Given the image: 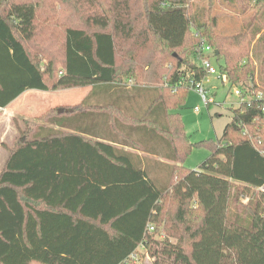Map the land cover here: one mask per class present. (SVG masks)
I'll use <instances>...</instances> for the list:
<instances>
[{
	"label": "trees",
	"instance_id": "trees-1",
	"mask_svg": "<svg viewBox=\"0 0 264 264\" xmlns=\"http://www.w3.org/2000/svg\"><path fill=\"white\" fill-rule=\"evenodd\" d=\"M231 1L249 17L240 33L218 31L214 0H0V109L90 88L9 155L0 264H139L141 249L154 264H264V100L250 94L264 93V0ZM58 21L62 63L33 58L38 27ZM202 38L250 102L217 143L195 145L178 111L188 87L171 88L205 77ZM201 145L211 155L190 170Z\"/></svg>",
	"mask_w": 264,
	"mask_h": 264
},
{
	"label": "rangeland",
	"instance_id": "rangeland-1",
	"mask_svg": "<svg viewBox=\"0 0 264 264\" xmlns=\"http://www.w3.org/2000/svg\"><path fill=\"white\" fill-rule=\"evenodd\" d=\"M237 11V4L234 5L231 0L228 2L225 0H214L211 15L218 19V31L220 33H240L245 29L249 17L240 15ZM64 24V21L52 24L46 22L45 26L38 27L42 36H39L38 40L34 41V44H27L33 58L41 56L42 51H45L50 60L53 59L59 64L62 63L61 41L65 30ZM138 28H142V25H138ZM50 41L54 44L49 46L43 44L44 42L51 43ZM176 53L182 59H188L191 56L190 50H178ZM40 61L44 60L41 58ZM212 63L217 68L224 64L222 60L219 61L215 57H212ZM57 74L60 73L58 72ZM204 87L209 99L213 100L214 103L206 107L197 91L188 88L184 106L178 110L184 123L185 133L189 137L190 142L195 145L203 141L217 143L222 137L225 127L232 121L233 113L231 109H237L236 107L223 105L226 102L234 103L237 99L233 96L230 85L223 84L217 77H209L205 80ZM89 90L90 88L60 90L57 92L31 91L10 107L0 109V174L4 170L9 155L21 145L22 141L27 137L26 132L30 128L34 130L39 125H47L48 118L60 111L75 108L81 103ZM196 108L199 109V112H196ZM210 155L211 152L207 147L198 146L185 158L184 166L190 170L197 171ZM259 192L264 193V191L260 190ZM247 204L248 199L241 198L237 205L240 212L247 210ZM171 208L174 211L175 205ZM163 235L162 233L161 238L164 237ZM171 240L173 242L176 241L173 238ZM139 252V264H154V259L146 255L144 249Z\"/></svg>",
	"mask_w": 264,
	"mask_h": 264
},
{
	"label": "built area",
	"instance_id": "built-area-1",
	"mask_svg": "<svg viewBox=\"0 0 264 264\" xmlns=\"http://www.w3.org/2000/svg\"><path fill=\"white\" fill-rule=\"evenodd\" d=\"M197 36H200V34L197 33ZM214 49L206 42L204 38L200 40V43L198 45L197 49V60H198V66L200 70L205 72V77L202 78L201 81L197 80L195 77V74H188L189 78H184L179 81L178 84L172 86L171 90L173 93L177 92L179 88H191L197 91V93L200 95L203 104L208 107L211 103H214L213 100H210L208 97V93L205 90L204 83L205 80L209 77H217L222 81L223 84L229 85L228 83V77L226 74H221L219 72V69L215 67L212 63V57L214 56ZM232 94L236 99L234 103H224L223 105H229L230 107H236L237 109H240L243 104L246 102H250V94L252 99H256L258 101L264 100V93L258 92L257 94L253 95L252 92H250L249 96L244 94L243 90H241L237 86H231ZM196 112H199V109L196 108ZM245 134H249L247 130H245ZM261 191H264V187L260 188ZM150 231H154V228L151 227Z\"/></svg>",
	"mask_w": 264,
	"mask_h": 264
},
{
	"label": "crops",
	"instance_id": "crops-1",
	"mask_svg": "<svg viewBox=\"0 0 264 264\" xmlns=\"http://www.w3.org/2000/svg\"><path fill=\"white\" fill-rule=\"evenodd\" d=\"M29 92H31V91L26 92V93L23 94L22 96H25V95H26L27 93H29ZM22 96H21V97H22ZM21 97H20V98H21ZM20 98H19V99H20ZM16 101H18V99H17ZM16 101H15V102H16ZM15 102H13V103H15ZM13 103H12V104H13ZM12 104H11V105H12ZM11 105H10V106H11ZM10 106H9V107H10ZM140 251H141V250H140Z\"/></svg>",
	"mask_w": 264,
	"mask_h": 264
}]
</instances>
